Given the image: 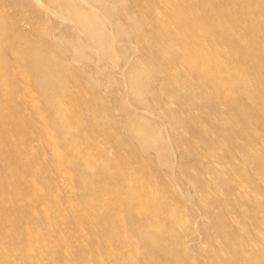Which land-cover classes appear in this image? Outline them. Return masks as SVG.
<instances>
[{"label": "bare ground", "instance_id": "6f19581e", "mask_svg": "<svg viewBox=\"0 0 264 264\" xmlns=\"http://www.w3.org/2000/svg\"><path fill=\"white\" fill-rule=\"evenodd\" d=\"M0 264H264V0H0Z\"/></svg>", "mask_w": 264, "mask_h": 264}]
</instances>
